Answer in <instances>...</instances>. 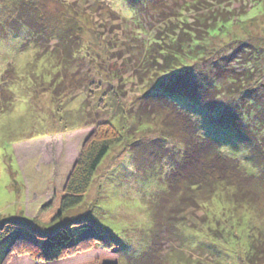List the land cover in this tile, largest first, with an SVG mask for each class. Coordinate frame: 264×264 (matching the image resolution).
Segmentation results:
<instances>
[{
	"label": "rangeland",
	"instance_id": "1",
	"mask_svg": "<svg viewBox=\"0 0 264 264\" xmlns=\"http://www.w3.org/2000/svg\"><path fill=\"white\" fill-rule=\"evenodd\" d=\"M16 1L0 0V90L8 96L0 112V225L24 222L47 234L88 220L116 244L96 245L48 264H84L103 255L119 258L121 264H264V0H207L210 12L235 18L260 2L240 20L218 24L199 46L195 40L185 43L186 54H197L163 75L157 69L173 67L180 35L188 39L180 22L187 18L193 23L197 10H176L168 6L172 0H138L139 9L128 0H41L45 6L38 18L32 4L39 0ZM19 10L27 24L14 30L9 20ZM59 23L70 34L65 47L75 51L71 64L60 61L68 70L41 53L57 46L61 28L59 33L54 26ZM39 25H51L48 37L56 39H34L22 50L34 37L28 28ZM240 45L242 53L232 54ZM151 52L153 62L144 65ZM178 74L182 90L189 81L201 83L199 93L213 96L225 110L247 114L243 122L253 130L251 155L261 168L248 176L251 180L233 167L217 187L212 183L219 178L208 169L203 192H187L185 185L198 184L204 175L195 172L187 183L174 177L176 170L162 157L173 156L174 147L182 149L183 117L157 97L155 84L177 80ZM13 86L18 92L10 91ZM21 97L23 108L17 112ZM169 98L192 116L203 137L220 142L225 155L253 174L246 166V147L232 129L216 125L196 101ZM108 121L123 142L101 164L84 202L56 224H41L36 218L53 197L46 195L51 182L56 190L65 188L84 142ZM169 184L178 189L170 192ZM9 264L46 263L14 256Z\"/></svg>",
	"mask_w": 264,
	"mask_h": 264
},
{
	"label": "trees",
	"instance_id": "2",
	"mask_svg": "<svg viewBox=\"0 0 264 264\" xmlns=\"http://www.w3.org/2000/svg\"><path fill=\"white\" fill-rule=\"evenodd\" d=\"M17 1L16 3L22 2L20 0ZM43 1L39 0L38 3L33 2L32 4L34 9L38 11L36 13L38 18L39 13L42 10L40 9L42 8V4L45 6V2ZM206 1L207 0H172L169 3L168 6L173 5L176 10L177 8H179V11H185V9H195L197 10V13L194 14L195 20L193 23L189 24L187 18L180 22L182 25V34L188 39H183L184 37L180 35V40H183L184 42L182 41L183 43H180L177 51L173 54V59L170 63L173 67L168 68L165 64L166 66H160V68L157 69L159 72H162V75L175 71L177 67L183 64L185 59L191 58L190 54H197L196 50L194 52L189 51L188 54H186L184 48L185 45L188 44L185 43H192L195 40V45L199 46V41L206 38V36H208L218 24L223 26L235 19L240 20L253 8L259 5L261 0L257 2L255 1L252 4L253 7L249 10L238 12L236 14V18L232 17V13L230 11H228L231 13V16L229 17L220 12H210L209 9L211 7L208 4L205 6ZM128 2L132 7L139 9L137 4L138 0H128ZM197 5L201 6L198 7ZM14 8H11L10 10H14ZM16 8H20V5H17ZM23 9H25V7H23ZM222 14L224 15V18ZM24 17L25 16H23L19 10L14 14L13 19L9 20V25L12 26L14 30L25 26L27 22H25L26 20ZM216 18L219 19L216 21ZM49 19H51V17L48 18V20ZM40 22L44 23L45 21L41 20ZM48 26L49 25H45V28L41 29L40 25L36 27L32 26L33 28H31V30L27 27L31 32L32 37H34L28 42V44L23 46L22 50H24L29 43L34 42V39H36V42H39L38 39L44 38L48 41L55 38L48 37L49 33H47V29L51 25L49 27ZM63 26L64 25L59 23L55 24L54 27L59 32L58 28ZM58 36L57 46L50 48V50L48 47H44L46 49H43L44 52H41L43 54L42 57L50 56V58H56L59 64L63 66V69L68 70L67 68L70 66L60 62L63 60L64 62L71 64V59H74L72 56L75 51H71L65 47V43H68L70 37L68 28H61V34ZM154 43L156 45L159 44L158 41H155ZM242 45L246 46L245 44ZM242 45L239 46L240 48L238 47L237 49H234L232 54L236 55L242 53ZM65 50H67V54L64 56L63 52H65ZM151 56L152 52L150 57L142 60V63H144V65L146 63L147 65L149 61H152L150 60ZM239 56L235 58L242 61V57ZM247 63H250V61ZM157 70L154 71L155 74H158L156 73ZM177 76H179L177 80L171 78L169 82L155 84L156 87H158L155 90V94L159 95L157 97L161 100L163 97L165 102L168 101L166 104L172 103L169 109L171 111L175 110L174 112L183 117L182 129L179 128L185 135V140L181 141L179 144L180 148H182L180 150H182L183 153L179 154L180 150L174 147L173 156L162 157V159L167 160L166 164L171 166L172 170H176L174 177L178 179L180 178L178 181L185 180L187 183L194 180L196 177L194 176L195 172H197L200 177L201 175H204L205 171L210 169L211 174L216 178H219L217 182L212 183L218 187L219 181H221L222 184L223 181H226V178H229L228 170H232L233 167L239 173L240 177L242 176L241 174H246L247 180L249 178L248 176H255L257 174L256 171H259L261 168L259 167L260 164H258L257 161L253 162V156L251 155V151L254 148V140L251 138L253 130L243 122V119L246 117L248 118L247 114L238 115L235 111L225 110L223 107L224 105L221 103H218V105L216 104L217 102L215 101L217 100L212 98L213 96H204L199 93V88L197 87L201 85V83L197 86L195 83L188 80L189 82L186 84V88L182 90L178 80H183V78H181L179 74ZM225 76H227L226 78L228 80H236V78L232 77L230 74H226ZM174 87H179L178 91H172V88ZM4 93V89L0 90V112L5 111L4 109H6V107L3 106V103L6 102V98H8V96H5L6 94ZM189 94L192 96H189ZM169 96H185L188 99L196 101L211 113V118L216 125L232 129L236 133L239 141L246 147L247 153H244L245 156L248 154L246 166L253 171V174L250 173L239 160L225 155L222 151V145L220 142L203 137L200 134L196 121H194L192 116L177 106L175 102L169 98ZM250 101L255 106H260L255 100L251 99ZM212 106H214V109H211ZM258 110H260V108H258ZM214 112L216 115H214ZM122 142L123 139L121 134L109 121L99 124L97 129H95L84 142L79 158L69 174L65 188L61 191H55L52 199L39 211L36 218L37 221L43 225H54L59 222L69 210L80 206L84 202L85 197L92 186L96 172L99 170L101 164L106 159L110 151ZM167 148L169 147L167 146ZM243 162H245V160ZM223 167L226 168L227 172L226 170H223ZM205 177L206 174L204 177L200 178L201 181L196 185H185L186 191L194 192V190H199L200 192H203V188L207 187L204 182L208 179V177ZM249 180H251V178H249ZM234 186L235 184L232 185V187ZM175 187L178 189V184H169V191L171 192L175 189ZM241 191L243 192L244 190L241 189ZM111 244L116 246L112 239L106 237L97 226L88 220H81L68 225L60 226L47 234L38 233L24 222L5 221L0 225V264H9L14 256H29L35 262H43L46 264L55 263L64 259L65 256L75 255L92 249V247H95L96 245H104V247H108L111 246ZM262 255H264V252ZM261 263H264V260H262ZM84 264H121V261L119 258L114 256L103 255L98 256L97 258Z\"/></svg>",
	"mask_w": 264,
	"mask_h": 264
},
{
	"label": "crops",
	"instance_id": "3",
	"mask_svg": "<svg viewBox=\"0 0 264 264\" xmlns=\"http://www.w3.org/2000/svg\"><path fill=\"white\" fill-rule=\"evenodd\" d=\"M18 159H19V161L21 162V159L18 157ZM24 166V165H23ZM74 166V165H73ZM71 168V167H70ZM73 168V167H72ZM72 168H71V170H72ZM22 169H23V173L26 175V170L28 169L27 168V166H25V167H22ZM71 172V171H70ZM29 174V176L31 175V173H28ZM52 183V185L50 186V187H48V189H49V191H50V193H48L47 194V192H46V195L49 197V194H50V196L52 195V194H54V191L56 190L55 189V187L57 186L56 184H54L53 182H51ZM30 185H31V180H30V183H29ZM56 185V186H55ZM29 186V185H28ZM27 186V192H28V197L27 198H29V187ZM54 187V188H53ZM47 189V190H48ZM53 189V190H52ZM41 195V194H40ZM40 195H38V196H40ZM45 195V196H46ZM46 198V197H45ZM48 200H50V198H46V201H48ZM36 218V217H35Z\"/></svg>",
	"mask_w": 264,
	"mask_h": 264
},
{
	"label": "clouds",
	"instance_id": "4",
	"mask_svg": "<svg viewBox=\"0 0 264 264\" xmlns=\"http://www.w3.org/2000/svg\"><path fill=\"white\" fill-rule=\"evenodd\" d=\"M10 91L13 92V93L18 92V88H17V86H13V87H11ZM22 108H23V98L21 97V98H20V106L17 108V112L21 111Z\"/></svg>",
	"mask_w": 264,
	"mask_h": 264
}]
</instances>
